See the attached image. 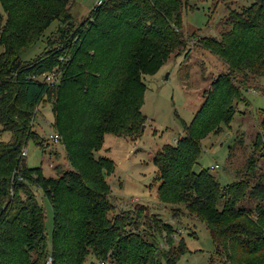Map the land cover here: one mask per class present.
Listing matches in <instances>:
<instances>
[{
	"label": "trees",
	"instance_id": "16d2710c",
	"mask_svg": "<svg viewBox=\"0 0 264 264\" xmlns=\"http://www.w3.org/2000/svg\"><path fill=\"white\" fill-rule=\"evenodd\" d=\"M187 1L101 0L75 25L69 0H0V135L10 134L0 141V264H153L158 247L128 227L143 218L160 228L159 219L141 215L143 205L114 213L106 180L113 160L98 152L105 135L133 137L145 122L143 77L170 54L188 56ZM56 22L51 45L25 60ZM196 43L225 69L184 133L153 156L158 198L184 204L204 223L224 264H264V173L252 187L243 179L222 186L208 168L196 169L202 138L230 125L237 106L248 103L245 91L264 95V0L233 8L218 37ZM46 104L68 163L55 167L57 176L28 167L21 155L28 140L43 148L33 123ZM254 147L264 157V115ZM33 188L50 202V234ZM246 196L257 200L253 208L241 205ZM186 250L182 239L165 263L177 264Z\"/></svg>",
	"mask_w": 264,
	"mask_h": 264
},
{
	"label": "rangeland",
	"instance_id": "374dc122",
	"mask_svg": "<svg viewBox=\"0 0 264 264\" xmlns=\"http://www.w3.org/2000/svg\"><path fill=\"white\" fill-rule=\"evenodd\" d=\"M98 1L101 0H69L75 25L89 17ZM253 1L188 0V7L182 12V31L190 48L188 56L185 57L184 53L179 56L170 54L155 74L143 77L146 85L141 105L142 114L146 117L142 124L144 128L141 126L133 137L105 135L102 149L98 152V155L113 160V171L106 180L111 188L114 213L129 209L134 212L143 205L146 210L141 215L156 214L155 217L159 219L157 225L160 224V228L156 224L149 227L143 218L138 220L136 227H128L158 247L152 255L153 264H166L165 257L173 258L182 239L186 240L187 250L177 264H224L206 225L189 214L184 204L168 203L158 198L159 180L152 158L164 145L173 144L184 133L183 123L189 125L191 122L202 104L204 90L225 69L221 59L196 43L198 37H218L228 13L233 8L249 5ZM0 11L3 13L1 3ZM57 26L58 22L50 26L42 40L24 55L25 60L40 53L44 46L51 45L50 41L56 37L54 31ZM191 34H194L193 37ZM48 38L50 41L47 42ZM245 93L248 103L237 106L230 125L220 133L209 134L201 140L196 169L208 168L222 186L243 179L252 187L264 173V157L254 147L264 115V95L252 90ZM52 119L49 105L40 106L33 128L43 138L44 151L33 140H28L24 147L27 151L25 164L28 167H40L45 176H57L56 166V170L68 168L60 141L55 142L50 138L55 132L51 126ZM9 139V133H1L0 141ZM250 164L253 169L248 172ZM33 191H36V197L44 209L45 230L50 234V202L41 190L33 188ZM256 203L257 200L249 196L241 201V205L247 208H253ZM166 225H170L174 231L170 232ZM89 263L90 258L87 261Z\"/></svg>",
	"mask_w": 264,
	"mask_h": 264
},
{
	"label": "built area",
	"instance_id": "2783aa9c",
	"mask_svg": "<svg viewBox=\"0 0 264 264\" xmlns=\"http://www.w3.org/2000/svg\"><path fill=\"white\" fill-rule=\"evenodd\" d=\"M98 3H99V1L97 2V4H98ZM44 77L46 78V80H47L48 82H53V81L55 80V79H54V76H53L52 74L45 75ZM50 138H51L52 140H54L55 142L60 141V136H59L56 132H54V134L51 135ZM21 155H22L23 157H26V155H27V151H26L25 148L22 149V151H21ZM50 261H51V259L48 258L47 262L49 263ZM99 264H105V263H104V262H100Z\"/></svg>",
	"mask_w": 264,
	"mask_h": 264
},
{
	"label": "water",
	"instance_id": "95a60500",
	"mask_svg": "<svg viewBox=\"0 0 264 264\" xmlns=\"http://www.w3.org/2000/svg\"><path fill=\"white\" fill-rule=\"evenodd\" d=\"M144 127L142 126V129H143Z\"/></svg>",
	"mask_w": 264,
	"mask_h": 264
}]
</instances>
